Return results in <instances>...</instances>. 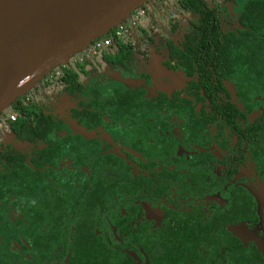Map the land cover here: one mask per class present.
I'll return each mask as SVG.
<instances>
[{"label":"flooded vegetation","instance_id":"obj_1","mask_svg":"<svg viewBox=\"0 0 264 264\" xmlns=\"http://www.w3.org/2000/svg\"><path fill=\"white\" fill-rule=\"evenodd\" d=\"M204 1L217 39L154 0L0 114V264H264V25Z\"/></svg>","mask_w":264,"mask_h":264},{"label":"water","instance_id":"obj_2","mask_svg":"<svg viewBox=\"0 0 264 264\" xmlns=\"http://www.w3.org/2000/svg\"><path fill=\"white\" fill-rule=\"evenodd\" d=\"M150 0H0V114Z\"/></svg>","mask_w":264,"mask_h":264},{"label":"trees","instance_id":"obj_3","mask_svg":"<svg viewBox=\"0 0 264 264\" xmlns=\"http://www.w3.org/2000/svg\"><path fill=\"white\" fill-rule=\"evenodd\" d=\"M179 2L185 10L191 11L194 14L197 19V25H204L202 27L203 32L195 35L196 37H206L207 40L218 38V36L215 34L214 28L215 30H218L220 21L218 20L217 16H215V14L210 10L204 0H179ZM255 6L258 8H256ZM245 8L246 9L242 16L243 25H264V9L262 10V8H264V3H262V6H258L256 1L254 0L251 3L249 2V5H246ZM258 41L259 43H261V40ZM262 45L264 46V44H261L258 46V49H260ZM77 78L78 74L76 73V71L70 68L64 71V77L59 82L61 86L66 88L67 90H77ZM20 98H18L11 106L18 102Z\"/></svg>","mask_w":264,"mask_h":264},{"label":"built area","instance_id":"obj_4","mask_svg":"<svg viewBox=\"0 0 264 264\" xmlns=\"http://www.w3.org/2000/svg\"><path fill=\"white\" fill-rule=\"evenodd\" d=\"M117 27V29H116V31H115V35L116 36H120L123 32H124V30H123V23L122 24H120V25H118V26H116ZM115 27V28H116ZM114 29V28H113ZM111 31V30H110ZM110 31L107 33V34H105L104 36H106V38H105V40L104 41H102V42H100V43H98L97 45H96V48H100V47H104V46H107L108 44H109V38H108V34L110 33ZM55 71H58V68H55V69H53L49 74H47L44 78H46L47 76H51L52 75V73L53 72H55ZM57 74L59 75V73L57 72ZM43 78V79H44ZM9 119L11 120V121H15V119H16V114H11L10 115V117H9Z\"/></svg>","mask_w":264,"mask_h":264},{"label":"rangeland","instance_id":"obj_5","mask_svg":"<svg viewBox=\"0 0 264 264\" xmlns=\"http://www.w3.org/2000/svg\"><path fill=\"white\" fill-rule=\"evenodd\" d=\"M153 1L154 0H150L148 3H153ZM75 57V56H74ZM73 58V57H72ZM33 89V88H32ZM31 89V90H32ZM10 109V107H7L6 109H5V111L4 112H6V111H8ZM2 127H3V125H1ZM3 134L5 135L6 134V132L4 133V131H3Z\"/></svg>","mask_w":264,"mask_h":264}]
</instances>
